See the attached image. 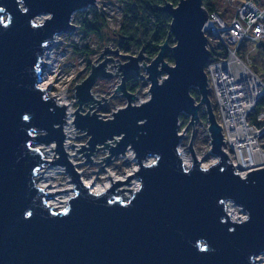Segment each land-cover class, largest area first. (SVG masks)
<instances>
[{"label": "water", "instance_id": "95a60500", "mask_svg": "<svg viewBox=\"0 0 264 264\" xmlns=\"http://www.w3.org/2000/svg\"><path fill=\"white\" fill-rule=\"evenodd\" d=\"M95 2L0 0V264H256L264 254V167L243 178L223 150L224 134L205 72L211 54L204 33L209 18L204 0H180L177 6L168 3L160 9L171 16L170 35L147 67L144 51L122 55L128 59L122 65L117 60L120 65L113 67L121 72L122 83L115 91L128 103L113 119L91 112L103 107L91 91L98 79L118 75L106 69L115 63L106 54L119 55L118 49L105 48L101 56L106 60L92 65L90 75L74 88L79 103L74 125L91 137L90 148L82 145L77 153L92 164L90 156L109 149L110 156L102 159L107 165L112 157L132 150L137 172L116 184L109 177L112 187L96 194L67 159V106L40 87L42 58L55 36L77 31L73 14ZM169 49L173 65L166 60ZM141 62L147 68L150 97L134 104L127 78L133 72L143 78ZM192 88L201 95L200 103ZM85 105L90 111L82 114ZM202 105L208 109L211 153L218 160L202 166L191 140L193 163L187 167L180 153L184 134L179 120L186 115L194 125ZM114 139L117 145L109 146ZM54 143L57 149L52 151L60 158L45 160L38 146ZM46 165L64 166L75 184L72 190L55 193L76 192L67 208L50 206L52 195L35 182ZM135 178L140 181L137 190L116 191ZM125 191L132 194L127 202L118 196ZM228 203L242 207L248 219L230 218Z\"/></svg>", "mask_w": 264, "mask_h": 264}, {"label": "rangeland", "instance_id": "374dc122", "mask_svg": "<svg viewBox=\"0 0 264 264\" xmlns=\"http://www.w3.org/2000/svg\"><path fill=\"white\" fill-rule=\"evenodd\" d=\"M97 5L88 7L85 10L82 11H76L75 14H73V19H72V24H75L76 26H79L80 19L83 17L85 13L87 15H92L93 11H96L99 13V10L97 9L100 7L99 5L101 4V7L105 8L103 9L99 14L103 15L106 19V24L103 25L102 31L100 32L99 35H88V37L84 36V32L80 27L77 29L78 33L75 35H67L62 37V45L58 46L56 48V52H58L61 56L60 59V73L59 75H52L50 78V83L53 85V91L52 93L54 95H65V97H68L69 102L72 104V120H73V130H74V135L73 139L71 140V144L69 146L70 152H74L76 154L75 160L80 164L78 169L83 173L84 179H97L99 181V185H105L108 184L110 188L112 187V180L113 184H116V181H122L126 182L127 177L134 175L135 172L139 169L138 167V160L136 159V156L134 155L132 150H128L125 154V156L118 155L115 157H112L111 163L105 165L106 163L104 162V158L110 156V150L103 149L98 150L96 154H93V156H90V158L93 160V163L90 164L87 161V158H85L83 153H77V150L82 149V145H85V147H89L87 144L90 141L89 136L86 135L85 131H80L77 129L76 125H74V121L76 118V114H74L78 109H79V103L78 99L76 97L75 93V87L78 86L80 83L84 82V80L90 75L92 72V65L94 66H99L100 63L106 60V58L111 59L113 58L115 60V63L109 62L107 66V70L113 74H116L118 72V75H114L112 79H98L97 83L94 85L92 88L93 95L96 101H101V105L103 106L102 108H99L100 105L91 104L90 107L97 105L94 107L91 112L96 111V113L100 115H104L101 118L103 119H113V114L114 112L118 111L121 108H124V106L127 105L128 101L126 97L122 96L123 94L117 93L116 88L122 83V77L121 72H119L118 69H115L113 67L114 65H120L117 60L121 62V65L128 62V59L123 57L122 55H129V56H137L141 51L136 50L134 47L128 50H125L121 47H119L120 44V38L117 36L118 30L121 27V20H122V10H123V3L121 0H97ZM215 1V0H213ZM218 3V13H222L223 15L227 12H230L232 6L228 5L225 0H216ZM96 4V2H95ZM99 4V5H98ZM101 10V8H100ZM48 15L40 16L39 21L42 22L44 18H46ZM75 33V32H74ZM175 38L172 36L169 39V45L171 48L175 47L176 45ZM88 48V49H87ZM105 48H111L113 51L119 50V55L115 53L111 54H106L102 55V51L105 50ZM83 49L84 51H80ZM145 54V53H144ZM167 54L172 55V49H169L167 51ZM101 56V57H100ZM122 56V57H121ZM146 56V55H145ZM147 57V56H146ZM100 58V60H99ZM147 59L144 60L146 66H148L153 60ZM99 60L98 62H96ZM167 60V58H166ZM168 61V60H167ZM140 63V76H143V78L138 77L135 75V80L133 83L129 84V86L132 88L134 86V92H131L135 94V102L134 104H139L140 102H146V100L150 97V92H149V81L147 78V69L143 66V63ZM169 64L173 65L174 63H171L168 61ZM136 74L135 72L131 73L130 75ZM166 76L165 73H163V77ZM74 89V90H73ZM197 90V89H196ZM198 91V90H197ZM139 92V93H138ZM138 93V94H137ZM114 95V96H113ZM199 99L201 95L199 94ZM102 97L104 99H108L106 102L102 100ZM111 98V99H110ZM210 98L212 99V106L215 111L217 112V109L215 107V100L212 97V94H210ZM201 102V101H200ZM199 101L197 103H200ZM203 109L206 110V107L203 105ZM90 111L89 106L85 105L83 109L81 110L82 114H86ZM90 112V113H91ZM190 117L186 115H182L180 117V120L182 121V125L180 126L179 132L184 134V137L182 139V147H183V153L186 154L189 158H193V155L190 152V145H191V140L193 143L194 147V152L199 158L200 163L202 166L210 167L214 165L215 161L218 160L216 155H213L211 153V138H210V132L208 131V126H209V121L205 123L204 121L201 122H196L194 125L190 121ZM208 120V118H207ZM193 129H194V136H193ZM185 131V132H184ZM86 135V136H83ZM79 137V138H77ZM193 137V139H192ZM117 142H120L122 137H115ZM114 140L108 141L109 146L115 147L117 143L112 144ZM74 145L72 147L71 145ZM38 147H44L47 150H50L52 153V158L50 161H53L54 156L55 158H60L59 154H56V145L50 144L49 146L47 145H39ZM97 148H104L105 146L103 145H97ZM82 156V157H81ZM45 159V158H44ZM102 163L103 164H95V163ZM193 163V162H192ZM105 165V166H104ZM104 167V169L102 168ZM45 169H41L40 171H45V175H48L50 173H54L53 170H55V181L54 185H58L59 187L57 188L58 190H70V188H75V184L71 183L70 176L65 170V167L62 165H46L44 167ZM41 173V172H40ZM42 176V174H39L37 177ZM37 177L35 178V182L37 180ZM111 177V179H109ZM135 182L140 181L139 178H135L131 180V184ZM38 184V182H37ZM131 184L127 185H121L116 188V191L119 190H125V189H120V188H125L130 189L128 187H131ZM134 185V184H133ZM126 189V190H127ZM131 190V189H130ZM125 201H128V197L132 196L130 191H125L123 192ZM123 194H119L118 196L120 197ZM62 200H67L66 207H68V200H70L73 196L76 195L75 191L72 192H63L62 193ZM73 195V196H72ZM72 196V197H71ZM229 204V203H228ZM227 204V205H228ZM233 204V203H230ZM233 206H235L233 204ZM63 208V209H64ZM62 210V209H61ZM236 212L234 214L235 218H238L239 215L241 214L240 207L236 206ZM259 257L264 258V254H262ZM257 257V258H259ZM256 258V259H257ZM261 264V263H259ZM263 264V263H262Z\"/></svg>", "mask_w": 264, "mask_h": 264}, {"label": "built area", "instance_id": "2783aa9c", "mask_svg": "<svg viewBox=\"0 0 264 264\" xmlns=\"http://www.w3.org/2000/svg\"><path fill=\"white\" fill-rule=\"evenodd\" d=\"M225 1L233 9L224 15L210 11L204 5L209 12L204 33L211 54L205 72L215 100L216 117L224 134L223 150L237 172L246 178L248 172L261 168L260 163L264 164V0ZM99 6L100 13L105 8ZM76 33L78 30L67 35ZM63 36L65 34L55 36L42 58L40 87L43 90L42 86L50 82V77L60 73L62 56L55 50L62 45ZM201 113L208 118V109H202ZM179 121L180 127L182 121ZM243 163L246 165L244 171L240 170ZM240 210L239 221L247 220L244 209L240 207Z\"/></svg>", "mask_w": 264, "mask_h": 264}, {"label": "trees", "instance_id": "16d2710c", "mask_svg": "<svg viewBox=\"0 0 264 264\" xmlns=\"http://www.w3.org/2000/svg\"><path fill=\"white\" fill-rule=\"evenodd\" d=\"M121 2L124 7L121 27L117 33L120 38L119 47L125 50H131L134 47L138 51H144L150 60L155 58L160 47L168 39L171 30V16L160 9L168 3L177 6L180 0H121ZM204 5L210 11H218L216 0H204ZM106 23L103 15L93 11L92 15H87V13L83 15L79 27L84 32V36L88 37V35H99ZM166 58L169 62L174 63L173 56L170 54H166ZM135 75L128 76L127 86L134 82ZM134 86L127 88L134 92ZM191 94L197 102L201 101L195 88L191 89ZM201 121L208 122L205 113H201Z\"/></svg>", "mask_w": 264, "mask_h": 264}, {"label": "bare ground", "instance_id": "6f19581e", "mask_svg": "<svg viewBox=\"0 0 264 264\" xmlns=\"http://www.w3.org/2000/svg\"><path fill=\"white\" fill-rule=\"evenodd\" d=\"M73 19V17H72ZM52 83L48 82V84L46 85H43L42 87L47 91L48 93L51 94V96L53 97H56V102L62 106H67L66 108V125L64 124V135H65V142H64V146L63 148H65V151L66 153L68 154L67 155V159L74 165V169L77 170V172L80 174V179L83 181V183L89 187V190L92 191L93 193H96V194H102L104 193L107 189L110 188V186L108 184H105V185H99V181L97 179H84L82 178L83 177V173L78 169V167L80 166V164L75 160V157H76V154L74 152H70V144H71V140L74 138L73 135H74V130H73V120H72V112H71V109H72V104L69 102V99L68 97H65V95H54L53 93H51V90H52ZM51 88V89H50ZM39 149H41L42 151V154L45 158V160H50L53 156H52V153L50 150H47L45 149L44 147H39ZM181 154H182V157H183V161L185 163V165L187 167H191L192 166V162H193V158H189L186 154L183 153V151H181ZM198 160H200L198 158ZM245 164L243 163L241 165V168L240 170L244 171L245 170ZM206 167V166H204ZM260 167H264V164L263 163H260ZM207 168V167H206ZM42 174V176L40 175L39 177H37V180L36 182H38V186H40L42 189H44V191L48 194V196H51V198L48 199V203L50 206L54 207L56 210H61L63 209L64 207H66V202L67 200H62V193L61 194H55L57 192H61L62 190H58L57 188L59 187L58 185H54V183H56L55 181V170H53L54 173H50L48 175H45V171H40ZM137 172V171H136ZM72 184H74L72 182ZM134 184V185H133ZM139 186V182L135 183L133 182L131 184V187H128L130 188L131 190H137ZM74 188H70V190H72ZM120 189H127V187L125 188H120ZM55 194V195H54ZM124 195V194H123ZM73 196V195H72ZM71 196V197H72ZM73 198V197H72ZM69 201V200H68ZM228 207V213L230 215V218H232L233 220L235 221H238L239 219L238 218H235L234 217V214L236 212V206H233V204H228L227 205ZM256 261V264H259V263H263L264 264V258L263 257H259L257 259H255Z\"/></svg>", "mask_w": 264, "mask_h": 264}, {"label": "flooded vegetation", "instance_id": "af4514ba", "mask_svg": "<svg viewBox=\"0 0 264 264\" xmlns=\"http://www.w3.org/2000/svg\"><path fill=\"white\" fill-rule=\"evenodd\" d=\"M203 109V105L201 106V110Z\"/></svg>", "mask_w": 264, "mask_h": 264}]
</instances>
